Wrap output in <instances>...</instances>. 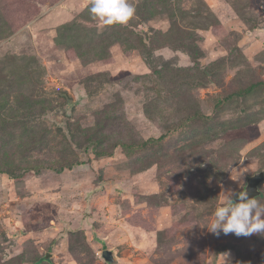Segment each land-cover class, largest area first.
Instances as JSON below:
<instances>
[{
  "label": "rangeland",
  "instance_id": "1",
  "mask_svg": "<svg viewBox=\"0 0 264 264\" xmlns=\"http://www.w3.org/2000/svg\"><path fill=\"white\" fill-rule=\"evenodd\" d=\"M130 2L0 0V264H264L205 228L264 171V0Z\"/></svg>",
  "mask_w": 264,
  "mask_h": 264
},
{
  "label": "clouds",
  "instance_id": "2",
  "mask_svg": "<svg viewBox=\"0 0 264 264\" xmlns=\"http://www.w3.org/2000/svg\"><path fill=\"white\" fill-rule=\"evenodd\" d=\"M130 0H91L89 12L97 20V27L126 25L135 14ZM221 204L215 209L213 219L205 227L217 237L234 234L249 237L264 233V203L250 198L247 192L227 191ZM228 264V253H224Z\"/></svg>",
  "mask_w": 264,
  "mask_h": 264
},
{
  "label": "water",
  "instance_id": "3",
  "mask_svg": "<svg viewBox=\"0 0 264 264\" xmlns=\"http://www.w3.org/2000/svg\"><path fill=\"white\" fill-rule=\"evenodd\" d=\"M263 182H264V171L261 170L252 175H249L246 177V182L241 193L247 192L250 198L259 197L261 196L262 193L260 190V185ZM50 256H51L50 253H46L43 258L45 260H49ZM102 257L108 263H112L114 260L113 253L110 249H104L102 251Z\"/></svg>",
  "mask_w": 264,
  "mask_h": 264
},
{
  "label": "trees",
  "instance_id": "4",
  "mask_svg": "<svg viewBox=\"0 0 264 264\" xmlns=\"http://www.w3.org/2000/svg\"><path fill=\"white\" fill-rule=\"evenodd\" d=\"M255 86H256L255 84H252L249 87H247L244 91H240V92H238L236 94H238V95L246 94L250 90H252ZM229 96H231V94L228 95V97ZM121 145H122V147L123 146H125V147H137L136 145H132V144L131 145H128V144L121 143ZM94 154H95V156H102V155L111 156L110 152H109V154H105V151H103V150H96V149L94 151ZM84 163H85L84 161H76L74 163L68 164L67 166H61V167H52L51 166L50 169L53 170L56 173H61V172H63L64 169H71L72 166H74V165H80V164H84Z\"/></svg>",
  "mask_w": 264,
  "mask_h": 264
}]
</instances>
